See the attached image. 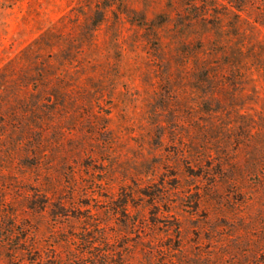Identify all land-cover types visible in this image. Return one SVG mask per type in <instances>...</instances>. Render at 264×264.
Returning <instances> with one entry per match:
<instances>
[{"label": "rangeland", "instance_id": "rangeland-1", "mask_svg": "<svg viewBox=\"0 0 264 264\" xmlns=\"http://www.w3.org/2000/svg\"><path fill=\"white\" fill-rule=\"evenodd\" d=\"M0 264H264V0H0Z\"/></svg>", "mask_w": 264, "mask_h": 264}]
</instances>
